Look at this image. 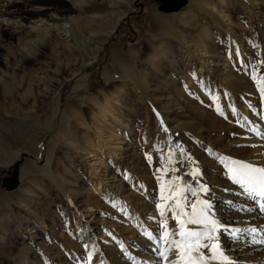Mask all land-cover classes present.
<instances>
[{
    "label": "rangeland",
    "instance_id": "1",
    "mask_svg": "<svg viewBox=\"0 0 264 264\" xmlns=\"http://www.w3.org/2000/svg\"><path fill=\"white\" fill-rule=\"evenodd\" d=\"M259 1L258 14H252L239 0L225 1L237 23L234 31L226 23L220 28L218 19L208 24L213 35L210 48L218 56L215 59L229 65V71H224L226 81L215 85L213 91L208 89L205 74L199 73L198 62L178 41L166 40L162 56L148 54L147 40L153 35L152 7L160 10L156 1L133 0L126 5V16L97 60L88 66L85 97L76 100L80 115L65 123V139L50 138L51 168L56 179L37 171L25 177L23 168L39 151L49 131L44 122L52 121L55 113L59 91L53 75L82 57L79 41L65 42L58 28L72 27L73 22L69 17H58L54 31L46 35L48 42L37 40L31 46L25 44V32L11 37L4 30L0 35V66L11 72L13 79L5 89L0 87V193H9L12 203L9 209L0 210V264H101L98 257L113 249L115 242L119 248V237L127 236L131 215L152 222L162 231L157 204L163 202L161 185L173 177H182L193 189L204 185L222 196L236 192L239 186L229 178L226 167L234 151L253 150L243 160L255 165L264 162V155L259 154L264 152V95L259 84L264 80L260 27L264 0ZM13 8H21V2ZM203 12L201 9L200 18ZM79 14L85 15L83 11L71 13ZM28 28L31 30L32 24ZM39 33L35 30L28 37L36 40ZM115 53L129 58L133 74L129 80L119 77L113 63ZM142 82L153 90L145 91ZM20 83L23 86L19 89L13 88ZM27 87L31 97L38 100L34 106L22 104L20 96L27 94ZM8 92H13L14 100L9 99ZM93 97L100 105L91 100ZM164 107L169 131L162 128L156 112ZM243 107L249 108L254 118L259 116L255 126L259 136L245 126ZM195 108L203 111L202 117ZM16 132L26 136H16ZM127 147L133 152L131 159L126 156ZM11 150L16 151L15 158L1 162L12 155ZM19 160L18 184L7 189L13 185L7 178L13 173L7 171ZM93 166L100 167L101 175L111 173L117 181L113 186L110 182L102 184L97 191ZM195 169L200 174L194 179L191 173ZM188 199L195 203L204 198L198 192L197 196L189 194ZM74 202L81 208L77 209ZM86 220H91L93 228H85L89 235L83 238L80 235ZM168 226L176 228L171 212Z\"/></svg>",
    "mask_w": 264,
    "mask_h": 264
},
{
    "label": "bare ground",
    "instance_id": "2",
    "mask_svg": "<svg viewBox=\"0 0 264 264\" xmlns=\"http://www.w3.org/2000/svg\"><path fill=\"white\" fill-rule=\"evenodd\" d=\"M132 1L133 0H0V20L7 21L6 24L0 23V35L3 34L4 30L11 37L14 36L16 32L22 31L25 32L23 38L26 39L25 44L27 46L33 45L37 40H39L40 43H47L46 35L54 29L56 22L58 23V17L66 16L73 22V26L67 28L61 25L58 27L62 30L61 36L67 43L72 40H78L81 46L79 48L81 52L80 56L82 57L76 58L77 60H74L71 66H65L56 71L53 75L52 81L54 87L57 88L60 95L58 92L52 121L46 119L44 122V124L48 125L49 131L45 134L39 151H36L35 154L33 153L34 155L31 154L32 158L29 159L26 166L23 168V175L25 177H28L31 172L37 171L45 173L52 179H56L54 178L55 174L51 168V155L49 151L50 138L53 135L60 139H65L67 137L66 128L64 127L65 123H67L69 118L80 115V109L79 106H77L76 100H81L85 97V92L87 91L85 81L89 76L87 74L88 66L97 60L108 38L113 35L121 20L126 16L124 7L131 4ZM225 1L226 0H189L188 5L186 4L187 6L185 5L186 7L184 6L178 13H165L158 10L157 7H152L151 17L153 22V35L148 38L146 44L148 50L151 51L148 53L150 57L156 58L165 54L161 52V47L166 40L172 39L178 41L183 51H188V54L198 62L200 69L199 73L205 74L204 77L208 84V89L211 91L215 90V88H213L215 85L226 81V74L224 71H229V65L228 62L224 61V63H221L220 59H215V57L217 58L218 56L214 53L215 51H212L210 48L213 35L208 24L213 21L216 22V19H218L216 24L219 25L220 28L226 23V27H231L232 31H234V26L237 25L235 20H233V16L228 11ZM239 1L245 3L252 14L259 13V0ZM19 2H21V8L11 9L13 6H17ZM201 9H204L203 18H200L201 14H199ZM82 11L85 13L84 16L81 14L76 16L71 15L73 12L81 13ZM34 17L38 19L36 20ZM29 24L33 26L31 30L28 28ZM192 27L194 31H192ZM195 27H197V29H195ZM260 27L262 28V35L264 36V21L260 22ZM35 30L40 32L38 34L39 38L32 40L28 36ZM190 30L191 32H189ZM218 30L221 31V29ZM41 32L43 33L42 35ZM39 42L38 44H40ZM0 48H3L1 44ZM16 59L20 62L18 57H16ZM113 63L116 71L120 74L119 77L129 80L133 74L127 55L124 53H115ZM68 72H70L69 77L65 76ZM12 79L13 74L5 69L3 70L0 66V87H4L5 89L6 85L9 84ZM21 84L22 83L16 87L14 85L13 88L19 89L23 86ZM142 86L145 91L153 90L145 82ZM29 90V87H27L25 90L27 94L20 96L22 104L27 107L29 105L34 106L38 102L36 98L31 97L32 95ZM8 93L10 95L9 99L14 100L12 95L13 92ZM153 98H155V100L157 99L156 96ZM91 100L100 105L97 98L93 97ZM12 106L17 108L14 104ZM164 110L165 107L156 112L158 113L162 128L165 131H169V119L163 115V112H165ZM243 110L242 112L247 118L245 126L249 131H254L255 135L259 136L260 132L255 127L259 116L254 118L249 108L243 107ZM195 111L199 116H203V111H201V113L196 108ZM109 112L111 115H115L113 110ZM24 119L22 118V120ZM19 133L23 137L26 136L24 132ZM19 133L17 134L16 132L14 134L17 136ZM126 149L128 150L126 156L128 159H131L133 152L128 147ZM116 150L119 151L120 147ZM251 152H253V150L245 149L240 152L234 151L235 155H231L230 159L228 158L227 160L249 163L243 159ZM11 153V156L8 154L10 157L3 159L1 162H11L16 156V151L12 152L11 150ZM240 154L242 155L239 156ZM259 154L262 156L264 152ZM258 164L252 165L264 167V162H261V165ZM99 168L98 166H93L92 168L94 175L97 176V181L95 183V189L97 191L102 189V184L110 182L109 185L113 186V183L117 181L115 176H111V173L101 175ZM211 190L209 189L207 194L202 193V197L210 200L213 204L214 208L212 215L214 218L226 225H230L232 228L250 229L255 227L257 229H264V213H261L257 203L242 194V190L239 187L236 192L226 196H222L221 193ZM11 203L12 196L6 191L1 192L0 210L3 211L7 209L10 207ZM74 203L77 209L81 208V205H77L78 203L76 202ZM156 212L157 211H153L152 213ZM240 212H242V214H240ZM241 215L243 216L239 217ZM2 216L3 215L0 213V219ZM131 217L133 218L130 223L131 227L128 228L127 236H118L121 242V245H119L120 247L117 248L115 242L113 249H109V252L103 253L98 257V260L101 259V264H164L160 256L162 248L158 246L155 241L150 240L148 235H146V233H152L159 237L160 231L158 228L153 227V223L150 221H140L136 219L134 215H131ZM242 218L243 220H241ZM150 219H152V217ZM189 226L195 227L192 225ZM85 228H93L91 220H86L83 228L84 233H81V237H83L84 234L89 235V232L86 231ZM239 235L240 239L235 242L227 235L222 234L220 236V241L224 247L225 253L230 257L233 264H264V243L252 242L253 234H249L248 232H241ZM255 235L257 241L264 239V232ZM32 237L38 238L36 234H33ZM205 252H207V250H205ZM174 258L175 253L173 252L169 256V260Z\"/></svg>",
    "mask_w": 264,
    "mask_h": 264
},
{
    "label": "snow or ice",
    "instance_id": "3",
    "mask_svg": "<svg viewBox=\"0 0 264 264\" xmlns=\"http://www.w3.org/2000/svg\"><path fill=\"white\" fill-rule=\"evenodd\" d=\"M259 84L260 91L264 95V80L259 81ZM217 110L220 111L219 108ZM226 167L232 182L239 186L242 194L257 203L261 213H264V167L235 160H230ZM165 174H167L166 170ZM199 174L198 169L191 173L194 179ZM198 192L207 194L209 189L204 185H201L199 190L193 189L190 185L184 184L183 178L178 176L161 185L163 202L158 203L157 208L161 217L159 225L162 231L159 237L152 233L146 235L162 248L160 256L164 264H233L220 243L222 234L235 242L240 239L241 232H248L253 234L252 242L264 243V239L257 241L255 235L264 232V229L232 228L214 218L212 215L214 206L210 200L198 199L195 203H191L188 195L197 196ZM169 201L172 203L169 204ZM189 208L191 211H188ZM169 212L171 219L176 221L175 229H170L168 226ZM173 252L175 258L169 260ZM88 257L91 260L92 252L88 253Z\"/></svg>",
    "mask_w": 264,
    "mask_h": 264
},
{
    "label": "water",
    "instance_id": "4",
    "mask_svg": "<svg viewBox=\"0 0 264 264\" xmlns=\"http://www.w3.org/2000/svg\"><path fill=\"white\" fill-rule=\"evenodd\" d=\"M156 1L159 5V9L163 12H175L181 10L187 3L188 0H153ZM21 163V160L16 161L7 171L8 173H13L12 177H7L8 179L12 180L13 185H7V189H11L15 187V185L18 184V169L19 165ZM7 180V179H5Z\"/></svg>",
    "mask_w": 264,
    "mask_h": 264
},
{
    "label": "flooded vegetation",
    "instance_id": "5",
    "mask_svg": "<svg viewBox=\"0 0 264 264\" xmlns=\"http://www.w3.org/2000/svg\"><path fill=\"white\" fill-rule=\"evenodd\" d=\"M8 180H10V179H8Z\"/></svg>",
    "mask_w": 264,
    "mask_h": 264
}]
</instances>
